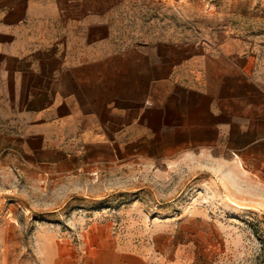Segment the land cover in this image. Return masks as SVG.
Returning a JSON list of instances; mask_svg holds the SVG:
<instances>
[{
	"label": "crops",
	"instance_id": "1",
	"mask_svg": "<svg viewBox=\"0 0 264 264\" xmlns=\"http://www.w3.org/2000/svg\"><path fill=\"white\" fill-rule=\"evenodd\" d=\"M139 145L264 188V0H0V162L60 176ZM85 264L169 263L106 244Z\"/></svg>",
	"mask_w": 264,
	"mask_h": 264
},
{
	"label": "rangeland",
	"instance_id": "2",
	"mask_svg": "<svg viewBox=\"0 0 264 264\" xmlns=\"http://www.w3.org/2000/svg\"><path fill=\"white\" fill-rule=\"evenodd\" d=\"M126 151L60 176L0 162V264H85L106 244L169 264H264V188L237 161Z\"/></svg>",
	"mask_w": 264,
	"mask_h": 264
},
{
	"label": "built area",
	"instance_id": "3",
	"mask_svg": "<svg viewBox=\"0 0 264 264\" xmlns=\"http://www.w3.org/2000/svg\"><path fill=\"white\" fill-rule=\"evenodd\" d=\"M156 1H160V0H156Z\"/></svg>",
	"mask_w": 264,
	"mask_h": 264
}]
</instances>
